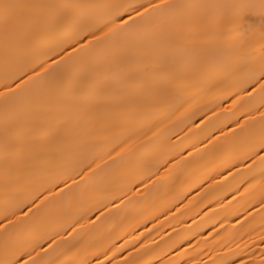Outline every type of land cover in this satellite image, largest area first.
Here are the masks:
<instances>
[{
	"label": "snow or ice",
	"instance_id": "1",
	"mask_svg": "<svg viewBox=\"0 0 264 264\" xmlns=\"http://www.w3.org/2000/svg\"><path fill=\"white\" fill-rule=\"evenodd\" d=\"M210 48L223 54L222 69L210 62ZM178 65L220 71L231 81L223 95L231 97L233 111L224 109V113L235 127L225 133L209 118L208 124L221 133L223 142L214 132L205 139L218 154V166L251 160L247 178L237 181L239 172L233 177L232 198L239 193L240 200L248 196L246 203H258L264 243V0H0V264H77L51 258L49 249L60 232L50 238L39 234L43 210L57 198L84 207L99 165L97 158L82 157L81 142L94 138L107 119L171 91ZM115 151L113 147L105 153L113 162ZM139 179L145 183L142 175ZM215 203L213 216L223 214L228 219L236 214L223 196ZM184 209L181 215L188 214V205ZM88 211L91 208L84 207V215L68 231L75 232L77 225L83 228L81 220ZM243 216V220L236 216L239 232L223 228V220L221 229L209 230L216 245L203 241L209 260L197 259L199 241L191 253L185 249L178 257L189 256L184 264H257L241 256L236 242L240 233L250 237L256 231L252 227L256 217L247 207ZM176 237L169 248L181 241L192 247L180 232ZM232 243H237L235 249ZM122 247H98L92 253L95 264H153L150 248L143 256L137 253L133 258L130 253L114 261ZM225 248L228 251L222 255ZM156 264L180 262L165 259ZM258 264H264V249Z\"/></svg>",
	"mask_w": 264,
	"mask_h": 264
},
{
	"label": "bare ground",
	"instance_id": "2",
	"mask_svg": "<svg viewBox=\"0 0 264 264\" xmlns=\"http://www.w3.org/2000/svg\"><path fill=\"white\" fill-rule=\"evenodd\" d=\"M88 2L104 3L107 0ZM208 55L210 62L216 64L218 69L225 66L226 61L218 49L210 48ZM177 72L178 78L171 91L159 95L146 106L122 111L107 119L102 126H98L94 138L81 142L82 157L97 158L99 165L89 183V195L84 203V207L91 208V211L81 220L84 227L77 225L76 231L72 232L68 228L84 215V207L67 198L49 202L43 210V219L37 225V231L46 238L60 232L49 249L51 258L59 256L62 260L76 261L77 264L85 260L95 264L96 256L92 253L98 247L114 245L117 248L123 246L114 257L116 262L130 253L133 258L137 253L143 256L145 248H150L154 250L151 253L153 264L165 259H179L180 264H184L189 256L178 257V253L185 249L191 253L199 241L197 251L201 254L197 259L209 260L210 254L204 248L203 241L208 240L212 246H216L209 230L214 232L221 229L223 220V228L239 232L236 216L243 220L244 208L247 207L256 217L252 224L256 231L250 237L240 233L236 242L239 243L241 256L245 260L255 259L258 264L261 250L264 249V243L260 242L261 218L256 215L260 210L259 205L246 203L251 199L248 196L240 200L239 193H235V200L232 198L236 186L233 177L239 172L241 175L235 177L237 181L247 178L246 166L251 160L243 164L237 162L235 166L229 164L228 168L218 166V154L211 151V145L205 139L214 132L223 142L221 133L208 124L209 118H212L213 125L224 127L225 133L235 127L224 113V109H228L229 113L233 111L231 97L223 95L230 90L231 81L224 79L220 71L210 72L205 68L178 65ZM220 80L223 82L217 83ZM217 104L223 107L217 108ZM253 115L259 120L258 114ZM2 120L3 101L0 100V123ZM113 147L116 148L112 152L115 162L105 155ZM205 147L209 148V152L205 153ZM229 169L232 175H229ZM140 175L145 183L140 182ZM133 187L136 190L130 191ZM122 190L127 195H123ZM240 191H243V186ZM255 195L258 200L259 193ZM222 196L225 203L231 201L232 208L236 210V214L228 219H224L223 214L213 216V210L218 208L215 200ZM189 201L192 203L189 204ZM184 205H188L187 215H181L185 210ZM2 206L3 193L0 191V209ZM205 212L207 216H204ZM177 232L186 237L192 247L186 241H181L176 247L169 248L177 239ZM169 236L172 237L171 241ZM237 243H232L231 247L235 249ZM227 251L225 248L221 254ZM99 258L104 259L102 255Z\"/></svg>",
	"mask_w": 264,
	"mask_h": 264
}]
</instances>
